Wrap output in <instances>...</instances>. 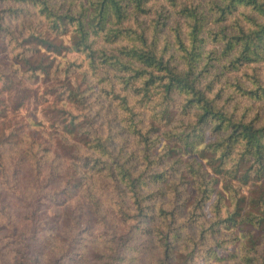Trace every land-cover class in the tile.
<instances>
[{"label": "trees", "instance_id": "1", "mask_svg": "<svg viewBox=\"0 0 264 264\" xmlns=\"http://www.w3.org/2000/svg\"><path fill=\"white\" fill-rule=\"evenodd\" d=\"M6 47L34 77L74 51L77 87L96 88L72 87L67 63L54 91L72 141L60 135L51 154L0 122V231L13 246L0 264H127L137 237L160 252L149 264H195L199 250L264 264V0H0ZM17 71L0 70L15 107ZM95 93L117 112L90 113Z\"/></svg>", "mask_w": 264, "mask_h": 264}, {"label": "rangeland", "instance_id": "2", "mask_svg": "<svg viewBox=\"0 0 264 264\" xmlns=\"http://www.w3.org/2000/svg\"><path fill=\"white\" fill-rule=\"evenodd\" d=\"M144 17L148 18V20L150 21L151 18H154L153 12H149L148 15ZM33 18L36 21L40 20V18L36 14ZM42 26L43 25H40L39 27ZM64 42L65 44L68 42L67 38L64 39ZM15 53V51L9 52L7 47L5 49L0 48V70L9 71L10 68L12 71L18 70L16 72V77L21 79L22 84L25 86V88L22 89L27 88V91L24 94L21 93L24 98L22 99V105L18 107H15V104H13V100L12 102H10L9 99L6 98L5 94L1 95L0 99L3 100L6 107V117H0V122L4 121L6 122V124H14L23 139H34L36 143L41 144L44 148L47 149L48 154H51L54 150H58L55 146L59 139H63V137L60 135H64L68 138V140L72 141L69 136L65 135V132L63 130L64 122L62 119V115L60 113L58 114L56 111V108L60 106L62 102L58 97L59 90L54 91V85L61 86V82L65 84L64 82L66 79V75L64 73V69L67 63L70 62L78 64V67H75V65H73L71 67V72L68 74V76L71 77L70 84L72 87H76L78 90H82L83 94H89L90 90L95 89L96 87L93 86L94 88L88 89L84 87L87 83L90 84V80H86L83 85L77 87V80L78 78L81 79V72L84 71L85 63L83 62V57L75 53L74 51L62 52L60 55L49 54L48 61L52 62L54 60L52 62L53 68L51 69L50 74L44 75L40 72H36L35 74L37 77L30 76L28 73H24V70H22L19 65L16 64V59H14L13 57ZM79 64H82L83 66L79 67ZM259 67H261V65ZM262 72L263 69L261 67L259 68V74H261ZM96 94L97 93L93 94L91 98L93 100L99 101L95 106H93L92 109L89 110L90 113H93L98 107H101L103 110L108 109L109 111L113 110V112H117L115 108L108 105L109 103L106 100L102 99V97H98ZM99 122L100 120L97 119L95 124H98ZM114 125H116V123H114ZM125 136L126 135L122 136V138ZM127 140L132 144L136 142V140L131 137H128ZM19 146H21V144H19ZM17 149L18 148H15L14 150ZM6 156L11 160L12 158H14V151H10V153H8ZM247 189V186H242V190L244 192H246ZM15 203L17 204V201H15L14 197L11 198V202L9 203L8 207L11 212L15 210ZM42 213L45 214V216H49L51 214L49 211H43ZM43 216L44 215H41L40 219H42ZM34 226V224L31 225V229ZM196 229L197 228L194 227V231ZM80 238L81 244L88 243L87 241L89 239L84 233H81ZM11 241L12 238L7 237V234L4 230L0 231L1 249L12 248L13 246L10 245ZM135 242H137V244H140V249L137 253H126L127 256L133 258V260L127 264H149V261L155 259V257H157L160 253L152 240L148 241L145 240V238L143 239L141 237H137ZM29 249L30 247L27 248L26 251ZM184 253L186 254V251H184ZM216 255L222 261L226 258L227 252L220 249L217 250ZM204 258V252L199 250L195 253V255L193 254L192 261H194L195 264H231L227 261L218 263L219 261L213 259L204 261Z\"/></svg>", "mask_w": 264, "mask_h": 264}]
</instances>
